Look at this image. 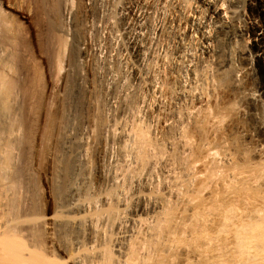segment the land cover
I'll list each match as a JSON object with an SVG mask.
<instances>
[{"label": "rangeland", "instance_id": "rangeland-1", "mask_svg": "<svg viewBox=\"0 0 264 264\" xmlns=\"http://www.w3.org/2000/svg\"><path fill=\"white\" fill-rule=\"evenodd\" d=\"M115 2L114 35L98 27L104 18L102 0H26L29 16L13 17L15 72L12 88L15 97L8 111L14 129L19 128L20 133L15 131L19 151L16 148V153L11 151L9 154H45L46 151V154H59L58 162L64 166L68 154H75L80 148L81 130L87 126V134L83 137L88 143V153L94 154L95 162L91 174V195L99 200L101 209L106 208L108 212L106 218L99 222L100 238L94 236L89 224L83 231L76 232L88 249L105 248L116 256L122 247L141 246L145 251H189L197 248L200 252L202 249L209 253L206 260L211 255L217 256L212 257L213 262L233 260L235 256L229 248L223 249V243L229 235L227 233L231 232V221H236V212L243 205L238 195L240 192L252 193L258 185L257 180L264 175V154H260L264 146V88L261 89L263 79L258 74L257 61L251 58L249 65L251 85L246 90L240 88L239 96L227 103L230 114L219 123L225 127L234 116L244 122L242 132L234 133L232 137H240L249 154H230L232 162L237 165L236 173H241L239 178L243 177L230 181L225 173L214 174L212 185L217 182L213 186L216 195L200 212L192 214L187 206L176 205L165 197L162 178L146 160L133 164L127 181V193L136 192L138 196L130 200L123 211L109 210L110 205L104 198L115 186L114 165L120 159L116 136L120 122L127 115L129 101L136 105V116L131 120L133 130L147 134L151 157L154 159L162 152L166 153V140L159 121L172 109L171 80L177 71L181 45L187 37L185 33L194 18V11L185 5L175 9L173 0ZM242 19L248 20V16L244 15ZM112 36L116 48L109 46ZM62 41L65 44L60 46ZM248 45V40L236 37L217 46L221 49L219 53L205 58L210 71L206 86L216 84L219 78H230L232 83L240 86L244 72H236L238 49ZM223 59L228 61V65L220 70L219 64ZM113 72L127 73V86L113 85ZM190 77L186 75V80L190 81ZM213 86L209 85L208 88L212 87L209 90ZM16 173L19 175L14 185L17 192H23L27 187L32 190L29 196L22 192L16 195L15 206L19 210L24 211L32 204L48 215L56 211L61 213V206L69 199L68 180L57 174L50 179L55 205L54 209H49L46 206L48 184L39 177L35 164L22 159ZM229 190L239 192L227 199L224 196ZM220 211L228 216L224 218ZM59 230L60 240L69 245L72 238L68 229L60 227ZM237 242L233 241V245ZM209 246L217 254H211ZM238 246L233 249L238 250ZM225 251L228 253H223Z\"/></svg>", "mask_w": 264, "mask_h": 264}, {"label": "bare ground", "instance_id": "bare-ground-1", "mask_svg": "<svg viewBox=\"0 0 264 264\" xmlns=\"http://www.w3.org/2000/svg\"><path fill=\"white\" fill-rule=\"evenodd\" d=\"M173 1L175 9L185 5L187 9L194 11V18L193 24L185 33L187 37L181 45L177 71L171 80L172 109L159 121L166 140V153L161 151L163 154L160 152L159 157H151V144L147 134L133 130L131 120L136 116V105L129 101L127 115L120 122L116 136L120 159L114 165L115 186L104 198L105 203L110 205L109 210L115 208V211H123L130 200L138 196L136 192L127 193V181L133 164L148 160L150 167L156 170L163 180L165 197L176 205L187 206L190 213L196 214L216 195L213 186L217 182L212 185L214 174L225 173L230 181H238L241 173H236L237 165L232 162L230 154H249L240 137H232L234 133L242 132L244 122L234 116L230 118L231 121L226 122L225 127L219 126V123L225 121L230 114L227 103L239 96L240 88L247 89L251 85V58L257 61L258 74L263 79L261 89L264 88V0H198L186 4L185 0ZM102 2L105 7L102 9L104 18L98 27L101 31H109L114 35L116 2ZM29 10L26 0H0V264H264V175L257 180L258 185L252 193L240 192L238 195L243 201L241 204L248 206L243 208L242 205L239 212H236V221L230 220L231 232L226 234L223 243V249H230L232 256H235L233 260L213 262L212 257L217 256L211 255L214 251L212 252L210 246L209 252L212 253L207 260L206 255L209 256V253L206 254L202 249L200 252L197 248L193 249L194 247L189 251H145L141 246L122 247L116 256L105 248L90 250L86 247L84 239L81 235H76V232L83 231L89 224L94 236L100 238L99 222L105 219L108 213L106 208L101 209L99 200L91 195V174L95 162L94 154L88 153V143L83 137L87 134V126L81 130L80 148L75 154H68L64 166L58 162L59 154H46V151L45 154H9L11 151L16 153L18 146L15 134L20 133L17 126L18 129H14L11 113L8 111L15 97L12 88L15 48L11 25H14V16L27 17ZM244 15L248 16V20L242 19ZM63 28L60 30L65 31ZM236 37L249 41L247 47L238 49L239 64L236 72H244L242 86H236L230 78H219L222 83H218L220 81L217 79L218 86L217 83L206 86L210 71L207 69L205 58L218 54L221 49L217 46ZM114 40V36L109 40V46L112 48L116 44ZM64 44L62 41L60 46ZM227 65L228 61L223 59L219 69ZM112 74L113 85L127 86V73ZM186 75L191 76L190 81L186 80ZM151 79L153 81V78ZM209 85L217 87L213 86V89L209 90L212 88H208ZM206 87L209 91H206ZM260 154H264L263 145ZM21 158L26 162H33L39 177L46 180V206L49 209H54L55 205L49 187L50 179L57 174L69 181V199L61 206V213L56 211L55 214L48 215L32 204L24 211L15 206V197L22 192H17L14 186L19 177L16 172ZM150 158L152 160H149ZM30 191L32 192L31 188L27 187L22 193L29 196ZM236 192L238 194L239 190ZM236 192L229 190L224 197L231 198ZM229 201L230 199L227 202ZM220 212L218 213L223 217L226 216V212ZM60 227H66L71 234L72 241L69 245L60 240ZM235 239L238 241L237 245H233ZM234 246L239 249L234 250ZM206 250L208 251V248Z\"/></svg>", "mask_w": 264, "mask_h": 264}]
</instances>
